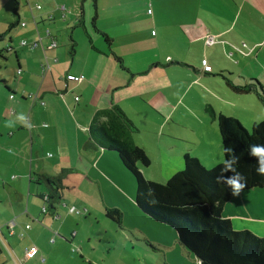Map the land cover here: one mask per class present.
I'll list each match as a JSON object with an SVG mask.
<instances>
[{
	"label": "crops",
	"instance_id": "1",
	"mask_svg": "<svg viewBox=\"0 0 264 264\" xmlns=\"http://www.w3.org/2000/svg\"><path fill=\"white\" fill-rule=\"evenodd\" d=\"M67 1L18 0L13 3L10 0L7 19L2 13L0 34L11 24L14 26L8 31V42L0 48V57H3L2 50L12 53L15 60H9L8 65L16 63V72L0 73V227L5 236V241L0 243V264H18L10 257L5 243L8 249L20 255H17L19 258H23L25 248L35 246L34 256L46 254L55 260L58 251L68 252L65 242L68 234L71 235L69 241L77 237L81 243L84 241L78 231H72L74 222L80 225L82 221L75 220L69 212L62 216L57 214L61 210L64 185L62 180L56 183L54 178L63 177L69 171L81 180H102L107 190L116 194L122 203L131 206L133 200L141 214L136 213L137 218L144 224L167 226L173 233L172 227L152 219L138 208L135 194H129L133 179L117 152L92 144L88 133L91 118L98 109L112 104L119 106L135 126L134 143L150 159L148 166L138 164L139 169L145 178L165 182L182 169L186 153L198 158L206 167L223 160L217 121L207 108L242 121L237 112L229 111L237 110L234 107L237 98L242 101L244 94L254 93L237 92L228 81L244 85L264 78V0H96L92 35H87L82 53L76 55L79 59L71 58L64 72L56 68L59 58L55 32L61 29L58 23L63 21L57 6L64 4L67 15L70 13ZM20 4L26 10L29 5L40 4L41 9L27 13L28 19H24L18 9ZM83 13L80 10L69 18L73 26L79 24ZM49 14L52 20L47 18ZM20 22H25V26H20ZM46 29L49 35L44 32ZM38 30H43V34L38 36ZM17 32L28 44L14 42ZM207 34L215 36L211 45L205 44ZM34 41L39 43L31 47ZM52 41L56 46L48 48ZM241 41H245L242 52L231 51L232 46H241ZM9 46L11 50L7 49ZM73 62L76 67L71 71ZM46 63L49 70L42 74L41 68ZM205 64L209 65V70L204 69ZM78 75L84 78L78 80L75 78ZM10 93H14L13 99H9ZM27 93H37L44 105L22 97ZM220 97L224 98L223 107L219 104ZM67 98L72 103H67ZM69 104L73 107L71 111ZM15 108L20 110L19 114ZM249 115L251 126L264 118V112ZM72 160H76L75 164ZM33 182L36 183L34 189ZM40 183L45 184L41 189ZM85 184L88 187L89 184ZM83 185H79V191ZM45 194L49 195V212L47 208L43 213L42 196ZM80 199L73 197L71 207L86 206ZM226 204L223 216L232 223L235 214L224 212ZM112 208L121 214L119 222L112 219L121 227L124 211L116 202L105 204V210ZM10 221L15 223L13 236H8L5 229ZM25 224L30 227L24 229ZM52 234L58 236L56 241ZM128 235H143L150 244V239L163 243V238L140 232ZM173 235L176 236L169 238L165 246L193 255L181 245L176 231ZM51 238L52 245L48 244ZM107 245L110 253L113 248ZM79 246L81 249L82 244ZM44 261L46 263L47 259Z\"/></svg>",
	"mask_w": 264,
	"mask_h": 264
},
{
	"label": "trees",
	"instance_id": "2",
	"mask_svg": "<svg viewBox=\"0 0 264 264\" xmlns=\"http://www.w3.org/2000/svg\"><path fill=\"white\" fill-rule=\"evenodd\" d=\"M13 13L18 16L15 8ZM13 26L14 23L7 32ZM4 36L0 34V39ZM228 85L237 92H253L264 103L263 87L258 81L244 85L228 81ZM207 109L217 121L222 150L225 146L232 148L240 158L236 167L247 179L245 190L264 188V176L256 172L257 158L248 155L250 146L264 145V118L254 122L248 130L236 117L217 114L211 107ZM134 131L135 126L116 104L98 109L88 127L92 144L116 151L133 176L138 208L152 219L172 227L181 245L193 253L198 264H264V236L249 229L235 230L230 218L223 216L224 205L233 196L223 183L216 182V177L228 154L223 151L220 163L206 167L198 158L186 153L182 169L165 182H156L145 178L138 167V164L148 166L150 159L134 143ZM54 181L59 182V177ZM105 212L109 218L120 221L121 214L116 208Z\"/></svg>",
	"mask_w": 264,
	"mask_h": 264
},
{
	"label": "rangeland",
	"instance_id": "3",
	"mask_svg": "<svg viewBox=\"0 0 264 264\" xmlns=\"http://www.w3.org/2000/svg\"><path fill=\"white\" fill-rule=\"evenodd\" d=\"M0 1H2L0 3V11H2L0 12V21H3L2 13L4 12V16L7 19L11 9V2L10 0ZM11 1L13 3L15 2L14 0ZM67 2L65 4L70 10V13H67V19L65 18L63 19L62 23H58L64 27L60 25L61 29L56 30L55 32L56 40L58 39V47L55 49L56 52H58L57 55L59 58L56 68L64 72H67V69L70 66L71 58H75L76 55L79 56L82 53V46L84 43H87L88 40L86 38L87 35H92V28L94 25L93 19L94 15L97 13L96 0H68ZM245 7L246 3L243 7V11H245ZM18 9L21 18L24 19H28L26 15L27 13H35L37 11L35 10L34 5H29L26 10V8L20 4ZM80 10L84 11L81 22L73 26V21H70L69 18H73V16L76 15V12H80ZM13 17L16 18V15L13 14ZM82 20L84 21V26L82 25ZM31 22H33V20ZM43 30L42 32L38 30V36L43 34ZM3 34H5L6 37L3 40H0V48L1 46L4 47L8 42L7 38L9 33L7 30ZM19 34L20 32H17L16 36L14 35V42L17 44L20 43L21 38H23L19 37ZM242 42L245 41H241L240 43ZM233 50L235 49L231 48V51ZM2 52L3 57H0V73L10 75L11 72L15 74L16 63L12 66L8 65L9 60H15L14 55L7 51L5 52L4 50H2ZM77 59L79 58L76 56V61ZM71 66V71H73V69L76 67V62H73V65ZM257 80L262 84L264 91V78L262 77V81L259 79ZM4 90L7 92V89L4 88ZM223 99V97H220V107L225 106ZM66 101L67 103H72L69 98H67ZM70 107L71 109L69 110L71 111L73 107L71 105ZM234 107H236L237 110H231L229 112H237L242 120L240 122L248 130L251 129L249 114L252 112H264V103L257 99L256 95L252 93L244 94L242 101L237 98V100L234 102ZM241 108H243L242 111H240ZM15 110L17 111L16 114L20 113L19 109L15 108ZM260 120L262 119H259L258 121ZM212 145H215V141H213ZM75 161L76 160H72V164H75ZM129 176L133 179L130 180L131 185L129 194L134 196V178L131 173ZM8 180L10 181V179ZM59 180L63 181L64 186H62L63 195L60 199L61 210H59L57 214L62 216L69 212L75 220L77 219L80 222L82 221V224L77 221L80 223V225H76L74 222L72 231H78V234L84 237V241L81 243V240L78 239V237L77 239L75 238L74 241H69L71 235L68 234L67 236H69V238L65 240V242L68 244V252L63 253L64 251L62 250L58 251L59 254L57 257H55V260H51L46 256V254L41 255L38 253L33 258L26 260L24 264H198V261L194 255L186 253L182 249L169 250L165 246L169 244V238L176 236L173 235V233H175L173 228V230L169 228L171 231H173L172 233L168 230V228H166L167 226H153L154 224H144L137 218V216L141 214L137 212L133 200L131 202V206H129L127 202L122 203V200L120 198L118 199L116 194H113L110 190V192L107 190V185L102 180L94 182L89 181L88 179L81 180L79 176L70 171L63 177H59ZM33 183L34 184H32V187L34 189L36 183ZM83 183H88V187L86 184L84 186ZM79 185H83L82 189H80L82 191H79ZM43 186H45V184L40 183L39 188L41 189ZM55 191L57 192L56 189ZM127 191H129V188ZM30 192L33 193V190ZM243 195L245 198H243ZM75 196H79V198H81L80 200H84L86 204V206H75L78 212L70 211V207L73 205V201L71 199ZM111 200L120 204L124 211L125 219L124 224L121 227L106 215L105 204L112 202ZM74 204L77 203L74 202ZM46 206L48 208L47 212H49L48 202H46ZM224 212L235 214L232 220V227L235 230L249 229L258 236H264V188L244 190L239 199L233 197L229 200V202H227ZM136 213H138V215ZM69 232L70 231H68V233ZM139 232L148 236L163 238L162 244H164V247H162V244H159V242H156L153 239H150L152 241L151 244L148 243L145 239H143V235L140 237H136V235H128ZM52 236L54 237L55 241L58 239L56 238L58 236H54L53 234ZM1 239L2 238L0 236V242ZM9 240L10 242L13 241L12 239ZM49 241L50 242L48 244L50 245L54 243L52 238ZM80 244H82L81 249L79 246ZM107 244H110V246L113 248L111 249L110 253ZM91 248L94 249L91 250ZM89 253H91L93 256ZM16 254L20 257L18 253ZM46 259L47 262L45 263L44 260Z\"/></svg>",
	"mask_w": 264,
	"mask_h": 264
},
{
	"label": "built area",
	"instance_id": "4",
	"mask_svg": "<svg viewBox=\"0 0 264 264\" xmlns=\"http://www.w3.org/2000/svg\"><path fill=\"white\" fill-rule=\"evenodd\" d=\"M35 9H36V10L41 9V5H40V4H36V5H35ZM57 9H59V11L61 12V18H62V19H65V18H66V12H67L66 6H65L64 4H59V5L57 6ZM47 18H48L49 20H52V18H53L52 14H49V16H48ZM33 19H34V18H33ZM25 24H26L25 22H20V26H22V27L25 26ZM45 33L49 35V31H48V29L45 30ZM214 41H215V36H214V35H212V34H207V35L205 36V44H206V45H211L212 43H214ZM20 43H21V45H26V44H28L27 40H24V39H21V40H20ZM38 43H39V41H34V42H32V43L30 44V46H31V47H35V46L38 45ZM55 46H56V43H55L54 41H52V42L50 43V45L48 46V48H53V47H55ZM242 47H245V44H244V43H242L241 46H239V47H238V46H232L233 49H235L236 51H239V52H242ZM7 49H8V50H11V47L9 46ZM231 53H232V52H229L228 55H231ZM204 69H205V70H209V69H210V68H209V65L205 64ZM48 70H49V65H48V63H46V64H44V65L42 66V68H41V73L44 74V73H46ZM19 72H20V70H17V73H19ZM75 78L78 79V80H81V79L84 78V76H83V75H78V77H75ZM63 81H64V87H65V86H66V78H64ZM22 97L29 99L32 103H34V102H38L40 105H42V106L44 105V101L41 100V99L37 96V93H27V94H23ZM13 98H14V93H10V94H9V99H13ZM77 98H78V97H75V99H77ZM43 125L46 126V124H43ZM42 199H43V201H44V204L42 205L41 210H42L43 213H45V212L47 211L46 202H47L48 199H49V195H48V194L43 195V196H42ZM70 211H76V212H78V210H77L74 206L70 207ZM56 216H58V215H56ZM29 227H30L29 224H25V225H24V229H28ZM5 229H6V232H7L8 236H13V235L16 233V232H15V223H14V221H10V222H8V223L5 225ZM3 235H4V234H3L2 228L0 227V236H1V238H2V239H1V242H2V243L5 241V238H4L5 236H3ZM19 235L22 236L23 233L20 232ZM3 239H4V241H3ZM1 242H0V243H1ZM3 245H4V244H3ZM4 247L6 248V250H8V252H9V254H10V257H11L15 262H17L18 264H23L22 262H23L24 260L29 259V258H32V257L36 254V251H37V249H36L35 246H31V247L25 248V249H24L23 258H19V257L17 256V254H16L14 251H12L11 249H8L9 247H7L6 243H5V246H4ZM0 255H1V250H0Z\"/></svg>",
	"mask_w": 264,
	"mask_h": 264
},
{
	"label": "clouds",
	"instance_id": "5",
	"mask_svg": "<svg viewBox=\"0 0 264 264\" xmlns=\"http://www.w3.org/2000/svg\"><path fill=\"white\" fill-rule=\"evenodd\" d=\"M223 151L228 154L227 158L223 161L220 174L216 177V182L223 183L234 198L239 199L242 192L247 187L246 177L237 170L236 165L239 163V156L235 154L234 149L227 146L224 147ZM248 155L257 158L258 167L256 172L258 175L264 176V145H252L248 150ZM232 173L231 176H225L224 173ZM151 194V190H149ZM154 202V201H153Z\"/></svg>",
	"mask_w": 264,
	"mask_h": 264
}]
</instances>
